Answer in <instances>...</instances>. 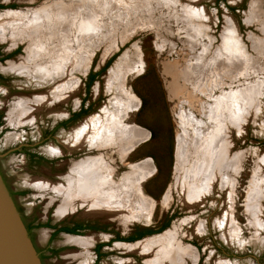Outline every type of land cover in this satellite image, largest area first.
<instances>
[{"label": "rangeland", "instance_id": "rangeland-1", "mask_svg": "<svg viewBox=\"0 0 264 264\" xmlns=\"http://www.w3.org/2000/svg\"><path fill=\"white\" fill-rule=\"evenodd\" d=\"M64 1L69 5L68 7L73 5L68 0ZM108 1L98 2L96 0L95 5L91 7L98 16L99 29L97 31L83 32L81 29L82 33L80 32L79 19L82 15L88 16L86 10L82 11V14L75 15L76 20L69 19L67 25L70 28L69 41L71 43L69 42L63 55H70L76 49L78 59L76 58L74 61L76 63L73 65L77 68L72 65L73 68L69 69L70 72L67 71L66 74L61 71L64 70L63 68L58 67L53 80L46 78L40 81L34 71L29 74V72L26 73L28 70L15 68L17 63L27 57L28 44L13 39L10 27L6 35L3 38L0 37V49L6 53L18 51L10 59L0 63V70L17 74L19 78L14 83L20 89L5 96L1 94L4 88H0V105L6 100L9 101L6 109L7 117H11L15 112L10 122L12 128H8L0 139V151H10L29 143L40 145L35 151L45 156L64 155L58 162L57 170H50L44 165L31 164L26 155L21 153H11L1 161L3 171L13 190H26V194L16 195L15 199L27 222L32 223L37 219V223L41 225L39 228H34L31 234L29 233L32 242L34 241L33 244L35 243L43 253H46L49 244L58 248V256L44 260L47 264L50 262L85 264L93 259V255L87 252V248H91L97 242L110 241L115 234L125 235L129 232L136 234L138 230L145 229L152 233L131 243L115 242L105 248L108 254L101 264H120L121 262L146 264V255L127 252L125 248L158 238L169 232H174L177 236L176 244L189 247L195 253V261L189 256L183 258L185 264H217L218 262H220L218 264H264V199L259 200L258 218L255 219L257 216L254 217L251 214L250 208L248 210V206L253 204L252 200H249V192L256 173L262 169L260 172L264 176V0H197L195 8L199 11L203 10L207 16L205 21L195 22V25L199 24L198 34L192 30V19L190 21L185 19L184 22L182 17L187 0H179L177 5H166L158 0H152L153 3L151 0H145L151 6L148 7L145 2L146 9L136 11L134 9L127 12L131 13V16L121 11L122 3L114 0ZM56 2L57 0H0L2 5H14L13 8L0 9V16L6 19L11 15L19 16L18 26L22 29L30 24L41 9L54 7ZM109 5L113 6L112 10ZM112 14L115 16L113 17ZM55 15L56 13L52 18ZM204 24L207 27V35L202 36L200 29L203 28L200 25ZM20 27H18L19 30ZM230 27L236 31L235 40L237 38L244 48L248 61L234 53H228L226 47H230L231 37L228 35L229 39L224 38L223 40L222 36L228 32V28L231 29ZM193 33H196V36H192ZM81 41L85 46H80ZM58 43L55 42L56 45ZM225 53L232 56L227 57ZM53 58L51 63L48 62L50 65L53 64V60H58H56V55ZM128 60H131V63ZM219 60L221 63H218ZM234 60L236 63L231 65L229 62ZM121 62L125 66H131L126 76L125 89L134 100L135 106L124 111V119L115 121L119 124L123 121L122 125L125 124L131 128L138 126L137 129L139 128L149 136L144 134L143 139L123 153L117 147L99 149L93 147L90 145L89 138L85 145L76 150L79 151V155L72 153L65 155L66 147L69 152H73L71 149H76V146L78 148L81 144L74 138L72 130L78 128L90 117L101 114L104 107L113 109L110 102L115 97V93L107 90L106 83L107 78ZM223 63H228L230 68L224 65L225 68ZM134 67H137L136 70ZM135 71L140 72L135 73ZM99 72H101L100 75L88 87L90 73ZM62 86L63 88L68 86L65 89H70L67 90L65 97H68L67 100L57 97L59 88ZM207 93L211 95V98H207ZM241 93L245 95L244 97L248 96L251 102L252 106H246L250 114L244 110L243 122L235 125L236 128L231 124L228 128L227 113L228 110L233 113V110L223 108L228 104L225 100L228 99L232 103ZM45 94L47 97L54 94L51 97L56 102L53 100L49 103L43 102L44 104L35 102V97H45ZM227 94L231 96L228 97ZM243 98L238 99L239 103H243ZM82 99L88 109L85 115L70 125L67 131L59 133L57 143L50 140L42 145L38 144L41 139V126L51 116L52 119L64 116L67 108H75ZM26 103L34 106V110L29 112L30 115H25L22 110L24 109L22 105ZM208 103L212 106L222 104L221 114L224 120L221 124H227L224 131H229L232 139V154L242 156L237 171L230 172L233 179L230 214L234 227L231 229L230 241H227L216 223L227 207L225 189L221 183H217V186L212 188L211 193L204 198V202L199 201L193 207L191 206L192 208L183 201L182 190L178 191L175 186V178L179 174L177 170L179 134L184 132V128L186 131H192L185 120V112L192 115L194 123L198 122L197 120L203 121L204 123L200 126L201 129H205L207 128L205 125L210 121L206 114ZM17 110L21 113H17ZM30 117L34 118L35 122H31L28 129L23 123L31 119ZM221 124L217 123L219 127ZM68 135L73 136L75 140L69 139ZM70 142L72 144H69ZM98 157L105 160L104 164H107L109 169L107 171L118 185H121L127 176L131 178L132 173L135 174L134 167L140 166L142 162L146 165L150 163L151 171H153L137 180L139 182L136 184L139 190L137 192L149 202L147 215L143 214L141 218H133V220H125L121 217L112 218L109 215L92 214L90 204L83 206L80 202H74L69 205L65 202L68 195L66 190L72 186L76 178L74 171L77 166L80 162L96 160ZM60 164H64L63 167ZM61 167L63 170H59ZM59 187L65 191L63 197L60 196L62 190ZM64 207L66 210L69 209L65 211ZM20 215L22 217L21 213ZM49 217L53 221L64 220L67 217L69 219L91 217L99 219L103 228L100 232H92L82 238L60 236L51 242V232L44 227ZM152 259L153 257L150 260Z\"/></svg>", "mask_w": 264, "mask_h": 264}, {"label": "bare ground", "instance_id": "bare-ground-1", "mask_svg": "<svg viewBox=\"0 0 264 264\" xmlns=\"http://www.w3.org/2000/svg\"><path fill=\"white\" fill-rule=\"evenodd\" d=\"M99 1L100 0H98V2ZM114 1L120 2V4L122 3L121 11H124V14L127 12L129 13L130 11L134 9L135 11L139 9L143 10L145 8L144 6H146V4L148 5V2H146L145 0L143 2L142 0H128V1L114 0ZM158 1L160 2L162 1L163 4H166V5H170V4L177 5L179 3V0H158ZM187 1H188L186 2L187 6L186 4L184 6L185 12H183L182 14V17L184 18L183 20L185 22V19L187 21H190L192 19L193 21L192 30L198 34L199 24L195 25V22L201 21V20L205 21L207 19V16L203 10L199 11L195 8L197 0L196 1L187 0ZM68 2L70 4L73 3V5L71 7H68L69 5H67L66 1L57 0L55 5H53L54 7L49 6L47 8L45 7L41 9L40 12L38 13L36 12L37 14L34 16V19L31 20L29 25H26V23H25L26 26L22 25V26H25L24 28L22 27V29L20 26H18L19 25L18 23L20 22L19 16L11 15L7 19L2 18L0 16V37L3 38L6 35V31L10 27L12 28V38L13 39L24 41V43L26 42L28 44L27 57L23 61L20 60L21 62L17 63L15 68H18L19 70H28L26 71V73L29 72V74L31 71H34V73L37 74V79H39L40 81L42 79L44 81L46 78L52 79L55 76V71L58 67L63 68L64 70H61V71H64L65 73L67 71L70 72L73 66L75 67L73 63H76L74 61L77 58L76 53H78V51L75 52L76 49L75 50L73 49L75 46L72 48L74 50L72 54L70 55L67 54L66 56L63 55L64 50L66 51V49L69 46V42H70L69 41L70 28L68 27L69 25H67V23H69L70 21L69 19H75L74 18L75 15H77L78 13L82 14V11H85V10L87 11L88 13L87 17L83 15L80 16L81 18L79 19V24H78V26H80V32L82 30L83 32L84 31H87V32L97 31L99 29V23H98L99 21L97 20L98 16L96 15V13L92 11V8H91L93 7L92 5H95L94 3H96V0H68ZM111 4L113 5L114 2ZM149 5L148 7L151 6ZM259 5H255V7L257 6L259 7ZM110 7L112 10L113 6H110ZM55 13H56L55 15L56 17L54 16L55 18L54 17L52 18V16ZM128 13L125 15L131 14V13L130 14ZM114 16L115 15H113V17ZM22 17L23 16H21V18ZM26 17H31V16H26ZM22 23H23V20H22ZM72 24L74 25L73 22ZM263 24H264V21H263ZM200 26H202L203 28L202 30L199 28L200 34L202 36L207 35L206 25L204 24ZM18 27H20V30L18 29ZM227 31L229 32L228 33L225 31L226 32L225 35H227V37L223 35L222 39L224 40L225 38L228 40L229 39L228 35L231 37L230 44H229L230 47L227 48L225 45L226 49L228 50V53L231 52V54L234 53L237 56L246 59L244 48H242L237 38L235 40L236 31L232 28L231 29L228 28ZM80 32L79 34L82 33ZM195 34L193 33L192 36L193 35L196 36ZM99 37L100 36H98V38ZM55 42H59V43L56 45ZM81 45H83L82 41H81L80 46ZM72 46L73 45H71V47ZM231 54L229 55L232 56ZM55 55L57 56L56 60L57 59L58 60L57 61L53 60V64L50 65L49 63H51ZM225 55L227 56L228 54L225 53ZM229 55L227 57H229ZM221 56H224V54H221ZM84 58L86 59L85 56ZM84 58L82 57L83 61L85 60ZM128 61H130L131 63V60H128ZM234 62L236 63L235 60L233 62L230 61L229 63L233 65ZM218 63H221V60H219ZM224 63L222 64L223 66L226 65V67L230 68L228 63L227 64H224ZM53 65L55 66L53 67ZM60 65L62 67H60ZM124 66L125 64L123 65V63L121 62V64H119V67L115 71L112 70V72L113 71L114 72L111 74V76L107 78V83H106L107 90L115 93V97L110 102L112 104V106L111 105L110 106L113 107V109L104 107L101 114L90 117L82 125L78 126V128H76L75 130H72L73 136H75L74 138L77 140V142L81 143L80 146H78V149L79 147L81 148L83 145H85L86 144L85 142H87L88 139L90 138V145L93 147H96L98 149L117 147L119 148V151L123 153L125 150L129 149L130 146L134 145L136 142L140 141L141 139H143V137H145L144 136L145 133L139 130V128L137 129L138 126L136 128L135 127L131 128L130 126H127V125L125 126V124L122 125L123 121L120 124L115 121V120L119 121V120L124 119V114H123L124 111L128 109H132L135 106L134 100L128 95L125 89L126 76H127V73H129V70H131V66L129 65L125 67ZM224 67L223 69L226 68ZM31 68L33 70H31ZM136 68L137 67H134V70H136ZM228 68L227 70L230 71V69ZM136 72H140V71H135V73ZM65 88H63V86L62 88H59V96L57 95L59 99L65 98L67 96V90H70V89H65ZM55 91L56 90H54V92ZM205 92H206V89H205ZM53 95L51 96L53 97ZM41 96H43V94ZM51 96L47 97L45 94V97L39 98L37 96L35 97L34 100L38 104L39 103L44 104L43 102L49 103L54 99ZM207 96H208L207 98L209 97L211 98V95L208 93H207ZM226 96L230 97L231 95L227 94ZM244 96L245 95L241 93V95H239L238 97L242 99ZM238 97H236L234 102L232 101V103L228 99L225 100V102L228 104L223 108H228V109L233 110V113H230L229 110L227 113L226 120H227L228 128L230 124L233 125L234 128H236L235 125H238L241 122H243V116L245 112L244 110H246L247 113L250 114V111H248L246 108L247 105L248 107H250L251 105V102H249L248 100L249 99L248 96L243 98V103H239ZM67 98L65 99L67 100ZM235 101H238V102H235ZM28 104L26 103L22 105V107L24 108L22 110H24L25 115H30V113L34 110L33 109L34 106L30 105V103ZM221 105H222L221 103H219L218 105L215 104V106H212V104L210 105L209 103L207 104L208 110H206L207 111L206 114H208L210 121L209 123H207V125H205L207 126V128L205 129H201V126H200L204 123L203 121L197 120L200 124L198 122L194 123L192 121L193 120V118L191 117L192 115L189 114V112H185L186 113V115L184 116L185 120H187L186 122L192 128L191 129L192 131H186V129L184 128V132L183 133L181 132L179 134V150H178L179 154L177 158L178 159L177 170L179 174L176 175L175 186L178 191L180 189L182 190L181 195L186 205L189 207L191 206L193 207V205L199 201L204 202V198L209 193H211L212 188L217 186V183H221V186L223 187V189H225V194H226L225 203L227 207H226L225 212H223L221 217L218 218V221L216 223L218 227H220L227 241L228 240L230 241L232 237L231 229L233 227L232 226L233 221H232V217L230 214V205L232 202V197H231L232 190L231 189L233 188L232 187L233 179L230 175V172L237 171V167L239 166L242 156L239 154H232V149H233L232 139L230 137L229 131L227 130L224 131V128L225 126H227V124L225 125L221 124L222 121L224 120V117L221 114L223 112L221 111ZM19 113H21V111ZM201 113H203V111ZM214 120H215V123L213 124ZM217 123L221 124V126L219 127ZM196 125H198V127ZM134 128L137 130H135ZM73 136L70 135L68 138L69 139L73 138ZM74 138L73 140H75ZM72 142H70L69 144H72ZM76 149H77V146H76ZM104 162L105 160L103 161V159L100 157H98L96 160L90 159V161H87V162L85 161L84 163L80 162V165L77 166V168L74 171L76 178L75 180H73L72 186L68 187V190H66L67 187L65 189L68 194L66 198V201H67L66 203L70 205V203L74 204V202H77V203L80 202L83 206L86 204L87 205L90 204L89 206L91 207L90 210L94 212V213L92 212V214L105 215V216L109 215L112 218L121 217V218H124L125 220H129V219L133 220V218L134 219L141 218L143 214L147 215L148 208H149V202H147V200H145L140 195V193L137 192L139 190L138 188H136L138 187L136 186V184H138L139 182V181L137 182V180H140L143 176H146L150 172L153 171V170L151 171V168L149 165L150 163L146 165L144 164V162H142V164L141 163L139 164L140 166L134 167L135 174L131 175V178L130 176L129 177L127 176L125 178V181L121 183V185H118L111 178L110 172L107 171L109 170L108 165L104 164ZM259 167L261 168V166ZM73 170L74 169H72V171ZM261 170H259L256 173V177L254 176L255 179L252 182L250 192H249L250 193L249 200H252L253 204L252 206L250 205L248 206V210L250 208V211L252 212L251 214H253L254 217L257 216L255 217V219L258 218V215H259V200L260 198L264 199V190H263L264 188V178L263 177L264 176L262 175V172H260ZM106 172L108 173L104 175V173ZM59 188L61 189V187ZM74 207H76V205ZM67 210L65 208V211ZM176 241H177V236L175 235V233L169 232V233L164 234L163 236L144 241L135 246H129V247L124 246V247H126L125 249L127 250V252H138V253H142L143 255H146V264H152V263L154 264H185L183 258L187 256H189L190 258H192L193 261H195L196 260L195 253H193V251L189 249V247L187 248V247L182 246L181 244H178V243L176 244ZM156 247L158 249H155ZM152 257L153 259L151 261L150 259ZM120 264H132V263L131 262H126V263L121 262Z\"/></svg>", "mask_w": 264, "mask_h": 264}, {"label": "flooded vegetation", "instance_id": "flooded-vegetation-1", "mask_svg": "<svg viewBox=\"0 0 264 264\" xmlns=\"http://www.w3.org/2000/svg\"><path fill=\"white\" fill-rule=\"evenodd\" d=\"M14 5H2L0 4V9H5V8H13ZM16 52H18L17 50L15 51H10V52H5L2 49H0V63H3L6 61V59H10L13 54H16ZM18 75L15 73H7L5 71H1L0 70V88L3 87V91H1V94H4L5 96H9V94L14 93L15 90H20L19 87H17L15 85V81L18 79ZM9 101L6 100V102H2V104L0 105V139L4 136V134L7 132L8 128H12V126H10V122L13 120V117L15 116V112L13 113V115L10 117H7V105H8ZM87 107L85 106L84 100L82 99V101L79 103L78 106H76L75 108H71L66 110V114L64 116H58L56 119H52V116L46 121L45 124H43L41 126L40 129V141L38 144H43L46 143L50 140L55 141L56 143L58 142V134L61 132H65L67 131V129L70 127V125H72L73 123L77 122L80 118H82L85 113L87 112ZM17 113H19V111L17 110ZM34 115V113L32 114ZM20 117V116H19ZM20 119V118H19ZM31 122H35V119L31 118L28 121H26L25 123H23L24 126H26L28 129L30 128V124ZM20 123V120H19ZM22 125V123H20ZM40 145L36 146V145H32V144H23L20 147H17L13 150H8V151H0V173L4 179V182L8 188V190L10 191L14 202L16 203V206L18 208V210L20 211V213L22 214V219L25 223L26 228L28 229V232L31 234V231L34 228H39L40 223H37V219H35L32 223L27 222V219L25 217V215L23 214V212L21 211V208L17 205L16 202V195L22 196L24 194H26V190L21 191L19 189H17L16 191L13 190L11 184L9 183L4 171H3V167H2V160H5L11 153H21L26 155V157L28 158V161L31 164H36L38 166H46L48 169L50 168V170H57L58 169V162L60 160H62V158L64 157V155H56L55 156H45L43 153L39 152V151H35L36 148H39ZM67 153H65V155H69V153H72L73 155H79V151L77 149L72 148L71 150L73 152H69V149L66 147ZM82 151V150H80ZM75 153V154H74ZM58 154V153H57ZM62 167L64 164H60ZM59 168V170H63V168ZM54 185V184H52ZM62 192H60V196L62 197L64 195V190L61 188ZM67 202V201H65ZM69 212V211H68ZM44 227L47 228L50 232H51V242L53 240H55L56 238L60 237V236H68V237H73V238H82L84 236H86L89 233L92 232H100L102 231V226L100 224V220L99 219H95V218H91V217H83V218H71L69 219L68 217L65 218L64 220H57V221H53V219L51 217H49V219L46 221V223L44 224ZM150 235V231L145 230V229H140L137 231L136 234L134 233H128L125 235L122 234H115L114 237L112 239H110V241H106V242H97L95 245H93L91 248H87V252L91 253V255H93V259L92 261H88V262H84L85 264H101V261L107 257V252L105 250V248L110 247L111 244L118 242V243H131L134 241H137L139 239H141L144 236ZM34 242V241H33ZM34 246L38 252V254H40V260L42 264H47L45 263V259H52L55 256H58V248H55L53 246H51V244H49L47 246V250L46 253H43V251H41L36 244L34 243ZM75 261V259H74ZM77 261V259H76ZM49 264H54L53 262H50ZM71 264H75L74 262H72Z\"/></svg>", "mask_w": 264, "mask_h": 264}, {"label": "water", "instance_id": "water-1", "mask_svg": "<svg viewBox=\"0 0 264 264\" xmlns=\"http://www.w3.org/2000/svg\"><path fill=\"white\" fill-rule=\"evenodd\" d=\"M0 264H42L1 173Z\"/></svg>", "mask_w": 264, "mask_h": 264}, {"label": "trees", "instance_id": "trees-1", "mask_svg": "<svg viewBox=\"0 0 264 264\" xmlns=\"http://www.w3.org/2000/svg\"><path fill=\"white\" fill-rule=\"evenodd\" d=\"M101 72H103V70ZM101 72H99V73H90L89 81H88V87L97 79V77L100 75ZM150 233H152V231H150Z\"/></svg>", "mask_w": 264, "mask_h": 264}, {"label": "crops", "instance_id": "crops-1", "mask_svg": "<svg viewBox=\"0 0 264 264\" xmlns=\"http://www.w3.org/2000/svg\"><path fill=\"white\" fill-rule=\"evenodd\" d=\"M134 175V173H132Z\"/></svg>", "mask_w": 264, "mask_h": 264}]
</instances>
